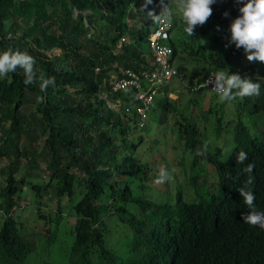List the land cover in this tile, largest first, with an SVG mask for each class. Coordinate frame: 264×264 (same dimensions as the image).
I'll return each mask as SVG.
<instances>
[{"label":"trees","instance_id":"obj_1","mask_svg":"<svg viewBox=\"0 0 264 264\" xmlns=\"http://www.w3.org/2000/svg\"><path fill=\"white\" fill-rule=\"evenodd\" d=\"M143 3L0 0V50L32 55L37 76L31 85L24 84L22 69L0 79V156L9 160L2 170L5 185L0 189V210L5 214L0 229V264H27L36 252L35 242L22 233L24 226L13 213L21 206L26 187L35 192L41 210L52 186L58 199L57 213L49 218L39 215L47 220L48 230L43 236L48 247L55 245L65 217L61 198L65 197L75 217L72 245L63 264H264V229L244 223L242 214L249 209L238 191L251 176L253 182L248 187L256 195V208L264 211V140L253 137L242 120L236 123V145L225 162L202 144L201 131L194 122L185 119L180 125L184 146L194 155V163L206 160L216 168L219 191L210 200L188 203L179 198L173 205L154 203L145 196L137 200L125 181L126 162L133 160V155L124 151L138 148V144L129 142L138 120L125 107L115 110L109 106L103 98L108 91L103 80L115 65L136 71L147 66L142 43H147L156 24L144 19L139 11ZM212 7L209 18L216 19L218 32L226 35L225 46L230 39V24L239 15V5L235 0H217ZM148 8L159 14L160 0H153ZM71 11L76 12L75 17ZM225 11L230 12L228 17L223 15ZM141 18L139 28H129V20L138 22ZM124 37L127 40L118 51ZM168 38L174 50L173 62L179 58L203 65L202 78L182 72L198 86L211 72L236 73L233 66L243 58V49L235 45L207 50L199 40L176 45L171 35ZM54 49H60L63 55L51 59L47 52ZM257 74L251 77H264V71L263 75ZM53 76L55 86L42 90L40 77ZM261 83L264 85V81ZM29 92L41 94L42 101L33 114H20ZM108 98L122 100L125 105L136 104L133 90L113 93ZM164 99L165 109L171 111L169 96ZM244 99L243 106L251 114L264 113V86L259 97ZM60 116L69 120L65 122ZM37 124L42 132H38ZM17 136L23 137V147ZM240 150L248 154L242 164L236 160ZM23 158L25 171L21 169ZM41 161L47 163L46 170L51 174L46 183L31 179ZM248 164L254 165L252 173L244 172ZM137 166L139 170L146 168L140 162ZM132 202L142 204V215L153 208L151 217L139 219L131 213L127 205ZM113 212L128 229L124 253L106 245L105 219Z\"/></svg>","mask_w":264,"mask_h":264},{"label":"rangeland","instance_id":"obj_2","mask_svg":"<svg viewBox=\"0 0 264 264\" xmlns=\"http://www.w3.org/2000/svg\"><path fill=\"white\" fill-rule=\"evenodd\" d=\"M174 3L175 0H170V4ZM71 13L74 12L71 11ZM75 13L72 16L75 17ZM139 23L142 24L143 20H140ZM173 24L171 40L176 45L181 44L182 41L195 39L199 40L207 50L225 49L224 43L227 41V37L224 33L218 32L216 19L209 18L205 24L197 25L192 37L187 36L183 31V21L179 14L176 15ZM222 26L226 28L225 24ZM166 42L169 43V40L166 39ZM142 48L144 52H149L146 43H142ZM47 54L53 59L62 56L63 52L60 49H54ZM173 65L187 75L195 73L201 75L200 72L203 70L202 64L197 66L192 61L184 62L179 58L175 59ZM233 67L235 72L242 77L251 76L255 72H258L257 75L260 73L263 75L264 71V65L259 61H249L244 51L241 61L234 64ZM187 79L186 82L173 79L167 86H164L156 95L145 127L141 128L136 124L129 135V142L138 144V148L137 150L131 148L124 151L125 154L133 155V160L126 162L128 172L125 181L129 182L133 196L137 200L145 196L148 201L158 204L173 205L179 198L188 203H200L208 201L212 195L218 194L219 178L216 168L206 160L194 163V155L184 146L180 125L185 122V119L198 126L201 131L202 144L223 162L228 160L235 148V126L239 120L245 123L253 137L264 140V113L251 114L246 106H243L244 98H237L232 102H222L218 95L212 93L207 87H200L201 85L192 83L188 77ZM193 87L195 90L192 89ZM168 96L171 97L168 101L171 111L166 110L164 106V103L167 102L164 98ZM41 101V94L27 93L20 114H33ZM60 119H65V122L69 120L65 116H60ZM36 128L38 132H42L40 125L37 124ZM16 138L20 146L23 147L26 144L22 136ZM42 142H40V146H42ZM21 162V169L25 171L26 159H21ZM138 162L145 165L146 168L139 170ZM8 164V158L0 156V189L5 185L2 170ZM46 164L45 161H41L40 169L33 172L31 179L34 182L46 183L50 181L51 174L46 170ZM161 167L175 168L174 178L169 182L156 184L154 181ZM146 178L147 181L144 182ZM142 185H145L146 188H142ZM61 199L65 217L55 245L48 247L46 236H43L48 230V225L45 224L47 220H42L39 215L42 213L47 218L55 217L58 201L56 189L54 186L51 187L50 193L43 200L41 210L38 209L39 202L32 189L26 187L22 193L21 206L14 211L13 215L24 226L22 233L34 241L37 248L36 252L34 251L28 259L27 264H63L66 262L65 256L72 245L71 229L74 227L75 217L70 212V206L63 200L65 197ZM77 200L78 197L75 201ZM127 208L139 219L150 218L153 211V208L147 209L144 213L147 215L146 217L142 215V204L135 202L128 204ZM111 209L115 208L112 206ZM4 220L5 214L0 210V229ZM104 228L106 229V245L111 250L124 253L126 251L124 244L128 239L125 233L128 229L115 212L105 219ZM58 261L59 263H57Z\"/></svg>","mask_w":264,"mask_h":264},{"label":"clouds","instance_id":"obj_3","mask_svg":"<svg viewBox=\"0 0 264 264\" xmlns=\"http://www.w3.org/2000/svg\"><path fill=\"white\" fill-rule=\"evenodd\" d=\"M152 3L153 0H144L140 6L139 11L143 13L144 19H150L156 25L161 23L170 25L176 15L179 14L183 21V31L187 36L192 37L196 26L205 24L212 15V5L217 3V0H175L174 4H170V0L167 2L160 0L161 11L159 14L148 8V5ZM235 3L239 5V15L230 24V39L225 47L235 45L237 49H243L249 61L264 62V0H235ZM223 15L228 17L230 12L225 11ZM167 39L169 40V38ZM34 65V57L27 52L12 49L0 50V79L9 73H15L22 69L25 77L24 84L31 85L37 78ZM40 79L42 90H47L50 85L55 86L56 84L54 76L40 77ZM261 81H264V77L258 76L253 79L251 76L242 77L239 73L225 71H218L210 77V84L213 85L219 100L222 102H232L237 98L259 97L261 88L264 86ZM247 158L248 154L244 150H240L236 155L237 162L241 164ZM253 168V164H248L244 168V172L252 173ZM175 171V168L161 167L154 183L163 184L171 181ZM252 182V177L249 176L245 186L238 189L243 198V203L249 209L247 213L242 214L243 221L246 224L264 229V211L256 208V195L248 187Z\"/></svg>","mask_w":264,"mask_h":264},{"label":"built area","instance_id":"obj_4","mask_svg":"<svg viewBox=\"0 0 264 264\" xmlns=\"http://www.w3.org/2000/svg\"><path fill=\"white\" fill-rule=\"evenodd\" d=\"M173 29V23L165 25L163 23L156 25L155 30L148 36L147 45L152 57V64L143 67L140 70H132L115 65L114 71H111L108 77L104 78L103 85H106L108 91L104 93L103 98L107 99L109 106L115 110H121L125 107L127 112H134L137 116V124L144 128L148 119L150 109L155 102L156 95L173 79L186 82V76L173 65L174 50L166 43V39ZM127 38L121 39L117 46L119 51ZM97 73L101 70L97 68ZM214 72L209 73L200 86L207 87L212 93L217 94L213 85L210 84V77ZM192 89L195 90L193 87ZM133 90L136 98V104L125 105L122 100L109 99L108 96L113 93Z\"/></svg>","mask_w":264,"mask_h":264},{"label":"crops","instance_id":"obj_5","mask_svg":"<svg viewBox=\"0 0 264 264\" xmlns=\"http://www.w3.org/2000/svg\"><path fill=\"white\" fill-rule=\"evenodd\" d=\"M140 20H142V18L138 19V22ZM138 22H137V20H133V21L129 20L128 21L129 28H131V29L139 28L141 26V23L138 24ZM144 55H145V60L148 63V65L152 64V57H151L150 52L146 51V52H144ZM170 96H173V95L171 94Z\"/></svg>","mask_w":264,"mask_h":264}]
</instances>
